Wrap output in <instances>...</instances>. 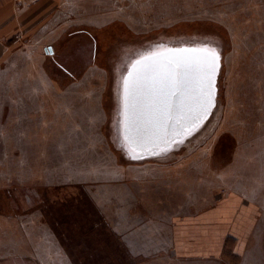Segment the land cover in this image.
<instances>
[{
    "label": "rangeland",
    "instance_id": "374dc122",
    "mask_svg": "<svg viewBox=\"0 0 264 264\" xmlns=\"http://www.w3.org/2000/svg\"><path fill=\"white\" fill-rule=\"evenodd\" d=\"M19 2L0 75V264H264V0ZM182 45L219 53L215 106L191 135L132 151L125 77ZM230 195L236 217L255 207L241 249L179 256L176 227Z\"/></svg>",
    "mask_w": 264,
    "mask_h": 264
},
{
    "label": "water",
    "instance_id": "95a60500",
    "mask_svg": "<svg viewBox=\"0 0 264 264\" xmlns=\"http://www.w3.org/2000/svg\"><path fill=\"white\" fill-rule=\"evenodd\" d=\"M209 47L204 45H182L163 48L154 53H161L165 57L170 53H176L181 49H199ZM212 48V47H209ZM213 49V48H212ZM51 50V47H50ZM152 53V54H154ZM217 53L215 73L212 76V96L211 106L207 108L206 114L200 105V93L196 73H191L187 77V83L182 89V94L177 97H169L168 103L171 105L170 112H161L157 98L152 93L149 84L144 82L129 100L128 107L125 106V81L135 78L136 69L134 65L143 56L137 59L127 73L124 80L123 91V126L124 143L135 152L145 153L149 150L159 149L166 142H173L175 138L191 135L207 118L216 103V81L220 70V55ZM130 73L133 76L130 77ZM169 116L171 119H169ZM127 125V128H126ZM132 137L135 142L126 140L125 136Z\"/></svg>",
    "mask_w": 264,
    "mask_h": 264
},
{
    "label": "crops",
    "instance_id": "0c3cea01",
    "mask_svg": "<svg viewBox=\"0 0 264 264\" xmlns=\"http://www.w3.org/2000/svg\"><path fill=\"white\" fill-rule=\"evenodd\" d=\"M27 11L21 8L19 0H0V75L4 65L7 64L8 56L13 52H10V48L13 46L15 33L23 24V20L25 21L24 16ZM23 12L25 14H22ZM26 16L28 19L27 14ZM228 197L227 201L200 213L191 222L176 227L174 245L179 256L220 257L230 237L236 240L238 248L241 249L244 244L242 241L247 237L245 231L251 229L255 207L245 204L241 215L236 217L241 201L239 203V196L236 195Z\"/></svg>",
    "mask_w": 264,
    "mask_h": 264
},
{
    "label": "snow or ice",
    "instance_id": "6c2138e0",
    "mask_svg": "<svg viewBox=\"0 0 264 264\" xmlns=\"http://www.w3.org/2000/svg\"><path fill=\"white\" fill-rule=\"evenodd\" d=\"M216 60L215 49L209 47L181 49L166 57L161 53L143 57L134 65L135 78L125 81L126 109L136 90L147 82L157 98L160 111L170 112L171 105L168 103V98L180 96L187 83V77L194 72L198 80L201 109L206 114L207 108L211 106L212 76L215 73ZM132 76L133 73H130V77ZM125 139L135 142L127 135Z\"/></svg>",
    "mask_w": 264,
    "mask_h": 264
},
{
    "label": "bare ground",
    "instance_id": "6f19581e",
    "mask_svg": "<svg viewBox=\"0 0 264 264\" xmlns=\"http://www.w3.org/2000/svg\"><path fill=\"white\" fill-rule=\"evenodd\" d=\"M235 199H236V197H235ZM235 199H233V200H235ZM230 200V199H229ZM231 201V200H230Z\"/></svg>",
    "mask_w": 264,
    "mask_h": 264
}]
</instances>
